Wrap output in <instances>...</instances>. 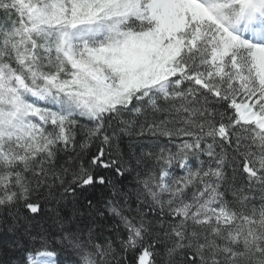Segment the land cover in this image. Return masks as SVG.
Instances as JSON below:
<instances>
[{
	"label": "snow or ice",
	"instance_id": "6c2138e0",
	"mask_svg": "<svg viewBox=\"0 0 264 264\" xmlns=\"http://www.w3.org/2000/svg\"><path fill=\"white\" fill-rule=\"evenodd\" d=\"M0 264H264V0H0Z\"/></svg>",
	"mask_w": 264,
	"mask_h": 264
}]
</instances>
